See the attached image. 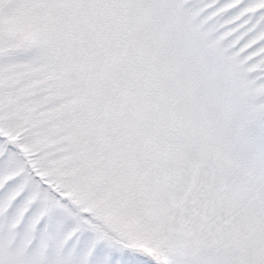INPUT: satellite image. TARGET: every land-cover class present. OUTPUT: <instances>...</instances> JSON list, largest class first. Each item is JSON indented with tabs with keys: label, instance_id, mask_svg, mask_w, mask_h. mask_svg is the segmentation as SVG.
Listing matches in <instances>:
<instances>
[{
	"label": "snow or ice",
	"instance_id": "6c2138e0",
	"mask_svg": "<svg viewBox=\"0 0 264 264\" xmlns=\"http://www.w3.org/2000/svg\"><path fill=\"white\" fill-rule=\"evenodd\" d=\"M0 264H264V0H0Z\"/></svg>",
	"mask_w": 264,
	"mask_h": 264
}]
</instances>
